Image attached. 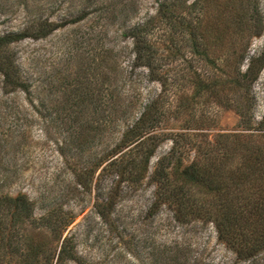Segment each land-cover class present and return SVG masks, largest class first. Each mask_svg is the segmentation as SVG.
Returning a JSON list of instances; mask_svg holds the SVG:
<instances>
[{"label": "rangeland", "instance_id": "obj_1", "mask_svg": "<svg viewBox=\"0 0 264 264\" xmlns=\"http://www.w3.org/2000/svg\"><path fill=\"white\" fill-rule=\"evenodd\" d=\"M83 8L90 13L78 22L10 44L27 92L4 91L0 74V194L24 193L34 206L33 218L10 236L17 260L35 247L42 264L66 238L71 251L62 264H264V250L238 258L212 222H179L165 205L152 212L150 177L174 142L165 165L196 159L208 181L222 186L223 203L230 178L246 170L240 148L252 142L238 137L264 115V65L233 90L222 85L196 95L195 87L198 79L241 77L250 60L255 68L264 60V0H0V32L43 18L60 22ZM145 22L151 69L128 35ZM146 106L157 126L134 150L135 142L121 138ZM148 146L143 177L127 181L103 170L125 152L140 158ZM253 179L260 183L243 185L246 191L263 190L264 179ZM191 189L198 200L220 203ZM55 219L67 223L60 238Z\"/></svg>", "mask_w": 264, "mask_h": 264}, {"label": "trees", "instance_id": "obj_2", "mask_svg": "<svg viewBox=\"0 0 264 264\" xmlns=\"http://www.w3.org/2000/svg\"><path fill=\"white\" fill-rule=\"evenodd\" d=\"M89 10L83 8L76 16H72L63 21H54L49 18L39 19L34 21L35 26L30 24L18 32H0V74L2 76V87L6 92H27L28 84L25 82L20 68L17 64L14 53L10 50V44L25 38H40L48 35L53 30L65 25L67 22L74 23L84 19ZM148 22L142 25H136L128 30V35L134 41V50L136 57L141 60L142 64L152 68L150 56L148 54L149 45L145 39V28ZM264 58V51L259 59ZM214 61V60H213ZM253 60H250L247 70L235 77H231L224 81L214 79L205 83L198 79L195 87V94L206 93L211 89L212 93H216L220 87L228 86L237 87L240 84V79L249 81L253 75V71L257 74L264 65V60L260 65H253ZM152 71V70H151ZM255 74L253 77H255ZM251 75V76H250ZM251 81V80H250ZM151 107H144L134 124L126 129L121 138V143L130 144L135 142L132 147L134 150L143 148L144 143L148 141L149 136L143 137L144 134L157 126L156 118H153ZM243 116V115H242ZM244 118V123L246 122ZM243 129L252 130V132H242L238 138L246 137L245 139L252 142L243 145L240 150L243 153L240 157V164H243L245 171L241 170L236 176H232V184L230 191L226 192L227 198L223 201L225 192L221 185H214L213 181H208V175L203 165L196 159L189 163L182 162L181 158L174 161L173 164L165 165V159L173 153L175 142L168 155L158 158V161L152 171L151 179L155 184V197L151 204L152 212L160 206H167L173 213L174 218L179 222H186L188 218H196L202 221L212 222L216 229L217 237L231 248L242 260H252L261 251L264 250V189L246 191V187L256 189L254 182L259 176L264 179V145L259 141L264 137V115L261 117L257 126L246 123ZM256 131V132H255ZM152 147L148 146L144 154L140 158H132L130 152L120 154L118 157L109 160L103 167V170L114 171L118 176H123V180H131L133 174L137 173L145 175L149 158L152 154ZM114 151H116L114 149ZM171 157V156H170ZM104 161H107L104 160ZM208 169V168H207ZM243 171V172H242ZM82 186L86 183L81 180ZM235 185V186H234ZM243 185H245L243 187ZM193 187H200L212 196H220V203L211 200L210 198L202 200L195 197L192 193ZM227 187V186H226ZM223 192V193H222ZM34 206L32 201L24 193L14 195L0 194V247H5L6 252H0V264H12L9 261H14L13 264H38L39 256L35 247L30 249L28 255H22L20 261L15 256V251L11 250V235L16 230V224L22 221H29L33 217ZM61 220H50L52 231L56 238L61 237V231L67 224ZM62 226V227H61ZM68 239L63 238L58 252L50 250L45 255V261L42 264H52V260L56 257L55 264H62L63 260L67 259L70 254V246L67 244ZM33 252L32 255V251ZM37 254H36V253ZM7 255V256H6ZM8 261H3L2 257ZM67 257V258H66ZM20 263H19V262Z\"/></svg>", "mask_w": 264, "mask_h": 264}]
</instances>
